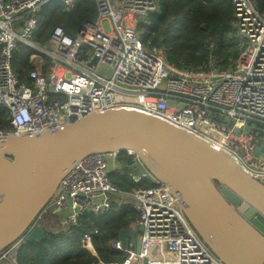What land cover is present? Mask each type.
Instances as JSON below:
<instances>
[{"label": "built area", "instance_id": "obj_1", "mask_svg": "<svg viewBox=\"0 0 264 264\" xmlns=\"http://www.w3.org/2000/svg\"><path fill=\"white\" fill-rule=\"evenodd\" d=\"M50 1L0 0V108L10 126L0 128V137L35 134L59 121L71 124L92 112L126 108L159 117L217 150L226 147L264 183V149L256 153L264 144V15L256 1L231 0L233 28L243 49L238 59L225 68L211 54L200 70L172 65L163 47L144 44L138 25L159 10L156 0H95V21L84 23L74 36L55 27L44 48L34 36L38 15ZM60 1L66 12L76 7L75 0ZM19 46L33 52L27 82L14 70ZM118 157L96 154L78 162L62 180L59 196L0 264H18L20 247L35 228L67 233L81 217L107 212L114 198L130 200L135 226L142 227L141 247L136 251L134 237H127L124 248L117 238L110 248L124 259L97 258L93 264H221L175 207L168 185L155 181L151 188L127 193L112 183L110 161ZM130 175L135 183L145 178ZM97 233L87 232L82 241L95 257Z\"/></svg>", "mask_w": 264, "mask_h": 264}, {"label": "water", "instance_id": "obj_2", "mask_svg": "<svg viewBox=\"0 0 264 264\" xmlns=\"http://www.w3.org/2000/svg\"><path fill=\"white\" fill-rule=\"evenodd\" d=\"M123 152L135 155L126 164L130 173L169 186L171 201L221 264H264V183L186 130L126 108L0 137V258L59 196L62 180L78 162ZM141 231L122 230L123 247L132 235L139 251ZM45 236L37 227L26 242Z\"/></svg>", "mask_w": 264, "mask_h": 264}, {"label": "trees", "instance_id": "obj_3", "mask_svg": "<svg viewBox=\"0 0 264 264\" xmlns=\"http://www.w3.org/2000/svg\"><path fill=\"white\" fill-rule=\"evenodd\" d=\"M156 1L159 10L141 20L138 30L146 46L161 43L167 51V61L170 64L179 68L200 70L213 53L216 60L228 68L230 61L239 57L231 0ZM254 1L259 12L264 15V0ZM75 2L76 7L72 12H66L60 0L50 1L42 8L38 15L35 43L44 47L50 33L57 26L74 35L84 23L96 20L95 0ZM211 46H214L213 52ZM32 54L33 52L25 46H19L15 54L14 70L21 81L27 82L28 74L33 68L30 62ZM0 128H10L6 111L1 108ZM126 155L127 153L123 152L118 157L124 164H128L131 159ZM110 180L127 193L154 186L148 178H143L139 184L134 183L128 170L111 177ZM136 217L137 214L130 204L113 202L111 208L103 214L81 217L79 226L67 233H46L41 242H25L17 255L18 264H93L97 258L106 263L120 262L124 259V254L113 251L109 242L116 240L122 230L129 231L133 228ZM95 231L98 233L93 236V246L97 257L84 249L82 244L85 234H94Z\"/></svg>", "mask_w": 264, "mask_h": 264}, {"label": "rangeland", "instance_id": "obj_4", "mask_svg": "<svg viewBox=\"0 0 264 264\" xmlns=\"http://www.w3.org/2000/svg\"><path fill=\"white\" fill-rule=\"evenodd\" d=\"M236 36V38H237V35H235ZM44 48H48V45H45L44 46ZM210 49L212 50V52L214 51V46H211L210 47ZM238 49L240 50V53L241 52H243V49L240 47V41H239V44H238ZM165 50V54H166V49H164ZM213 54V53H212ZM126 157H129L128 155H126ZM123 159V158H122ZM112 174H114V175H112ZM121 175V173L120 172H115L114 170H111L110 171V173H109V178L111 179V177H114V176H116V175ZM132 174V173H131ZM112 175V176H111ZM111 176V177H110ZM132 179V178H131ZM142 181V180H141ZM140 181V182H141ZM134 182V181H133ZM139 182V183H140ZM135 183V182H134ZM139 183H137V184H139ZM114 202H119V203H122V204H130V200L129 199H121V200H119L118 198H114ZM115 240V239H114ZM114 240H111L110 242H109V244L111 245V243L114 241Z\"/></svg>", "mask_w": 264, "mask_h": 264}, {"label": "bare ground", "instance_id": "obj_5", "mask_svg": "<svg viewBox=\"0 0 264 264\" xmlns=\"http://www.w3.org/2000/svg\"><path fill=\"white\" fill-rule=\"evenodd\" d=\"M219 149H220L221 151H224L226 154H229L230 157L234 158L233 153H232L229 149H227L226 147H224V146H220ZM234 160L236 161V163H237L239 166H241L243 169H245V170L247 171V173H249L251 176H253V177L257 176L258 173H257L256 171L252 170L251 168H249V167L246 166L245 164H243V163L237 161L235 158H234ZM3 264H9V262L6 261V262H4Z\"/></svg>", "mask_w": 264, "mask_h": 264}, {"label": "crops", "instance_id": "obj_6", "mask_svg": "<svg viewBox=\"0 0 264 264\" xmlns=\"http://www.w3.org/2000/svg\"><path fill=\"white\" fill-rule=\"evenodd\" d=\"M96 2V1H95ZM97 14H98V10H97ZM76 34V33H75ZM74 34V35H75ZM72 35V34H71ZM74 35H72V36H74ZM160 47V46H159ZM162 47V46H161ZM167 57V56H166ZM238 59V58H237ZM115 165H116V167H117V171L116 170H114V168H115ZM126 164H124V162H123V160H121L120 158L119 159H117L116 161H110V171L111 170H114L115 172H123L124 170H128L129 171V169L128 168H126ZM131 176V175H130ZM143 179V178H142ZM133 180V179H132ZM132 228H130L129 229V232H130V230H131ZM131 234H132V232H131ZM127 237H131L132 238V235H130V236H127ZM130 239V238H129Z\"/></svg>", "mask_w": 264, "mask_h": 264}]
</instances>
